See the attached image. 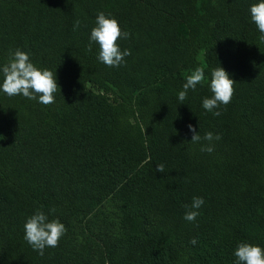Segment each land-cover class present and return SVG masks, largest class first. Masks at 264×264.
Segmentation results:
<instances>
[{
    "label": "trees",
    "instance_id": "1",
    "mask_svg": "<svg viewBox=\"0 0 264 264\" xmlns=\"http://www.w3.org/2000/svg\"><path fill=\"white\" fill-rule=\"evenodd\" d=\"M255 2L0 0V67L20 49L60 86L51 105L0 90V264H236L239 243L264 248ZM99 12L130 34L118 41L131 51L119 67L98 59L95 42L89 51ZM219 66L236 82L214 116L202 102ZM197 67L205 82L181 104ZM188 125L220 135L212 153L190 142ZM194 197L204 204L190 222ZM37 209L67 228L43 255L24 239Z\"/></svg>",
    "mask_w": 264,
    "mask_h": 264
},
{
    "label": "clouds",
    "instance_id": "2",
    "mask_svg": "<svg viewBox=\"0 0 264 264\" xmlns=\"http://www.w3.org/2000/svg\"><path fill=\"white\" fill-rule=\"evenodd\" d=\"M250 17L255 23L260 33L264 34V0H257L250 6ZM81 21L77 19L74 22V29L80 26ZM127 31H122L116 18L106 16L104 12H99L96 17V25L91 29L89 51L92 43L99 45L98 59L109 67H119L124 62V57L131 55L129 49L121 50L118 41L121 38L129 37ZM264 39V35L261 36ZM0 73L3 75V81L0 83V90L7 96L13 97L22 95L30 100L38 98L39 103L51 105L55 103V93L60 91L57 83L56 71L53 72L47 68L37 67L30 59V54L16 49L10 55L6 64L0 67ZM205 82L204 67H197L187 76L183 84V90L178 94V100L183 103L186 100L188 91L195 90L198 84ZM235 80L223 67H216L211 70V79L209 88L212 92L211 97H205L202 106L214 116L222 114L221 105H228L234 94ZM193 133L191 143L197 144L201 140L207 141L201 144L200 151L212 153L214 151V140H219V134L209 131L200 136L199 132L192 125H188ZM156 171L163 172L164 165L157 164ZM204 204L203 197H194L190 210L185 213L184 219L195 221L199 215L198 209ZM189 207V206H185ZM54 211V209L52 210ZM67 232L66 226L57 218L49 220L48 215L37 209L24 224V239L40 255L44 254L45 248L57 247L61 237ZM191 243L195 245L197 238L193 237ZM236 264H264V248L248 242H241L234 251Z\"/></svg>",
    "mask_w": 264,
    "mask_h": 264
},
{
    "label": "rangeland",
    "instance_id": "3",
    "mask_svg": "<svg viewBox=\"0 0 264 264\" xmlns=\"http://www.w3.org/2000/svg\"><path fill=\"white\" fill-rule=\"evenodd\" d=\"M88 87H89L90 89H92V90L97 91L96 88H95L93 85H91V84H88Z\"/></svg>",
    "mask_w": 264,
    "mask_h": 264
}]
</instances>
